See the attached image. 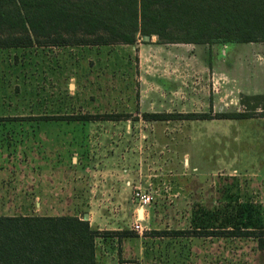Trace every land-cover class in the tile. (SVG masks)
I'll return each mask as SVG.
<instances>
[{
  "label": "rangeland",
  "instance_id": "374dc122",
  "mask_svg": "<svg viewBox=\"0 0 264 264\" xmlns=\"http://www.w3.org/2000/svg\"><path fill=\"white\" fill-rule=\"evenodd\" d=\"M263 56L262 43L224 49L156 37L0 50V211L33 192L35 216L87 213L101 234L97 264H264L263 106L247 119L218 117L264 95ZM136 193L149 197L143 208ZM229 217L254 233L206 235L230 227ZM115 229L128 235L105 236ZM173 231L184 233H165Z\"/></svg>",
  "mask_w": 264,
  "mask_h": 264
},
{
  "label": "trees",
  "instance_id": "16d2710c",
  "mask_svg": "<svg viewBox=\"0 0 264 264\" xmlns=\"http://www.w3.org/2000/svg\"><path fill=\"white\" fill-rule=\"evenodd\" d=\"M146 36L156 37L159 44L264 45V0H0V49L133 46L138 41L149 43L143 41ZM241 104L247 111L218 117L250 118L260 105L264 110V95L246 96ZM174 117L144 115L149 121ZM86 215L0 216V264H97L96 239L101 234ZM228 224L221 223L206 235L248 237L254 233L240 227V220L229 217ZM165 233L181 236L184 232ZM127 235L105 234L118 241Z\"/></svg>",
  "mask_w": 264,
  "mask_h": 264
},
{
  "label": "crops",
  "instance_id": "0c3cea01",
  "mask_svg": "<svg viewBox=\"0 0 264 264\" xmlns=\"http://www.w3.org/2000/svg\"><path fill=\"white\" fill-rule=\"evenodd\" d=\"M152 38H155V37H152ZM151 38V39H152ZM151 39L149 40V42L151 41ZM164 45H169V44H164ZM170 45H175V44H170ZM177 45V44H176ZM197 47H200L201 45H195ZM229 46V45H224V49ZM35 48V47H32V49ZM19 50L20 48H7V49H0V50ZM225 58H226V54H225ZM15 133V132H14ZM14 136V135H13ZM16 136V135H15ZM31 143L33 144V134H31ZM14 145H19L18 142H16ZM29 169L31 170L30 173L28 175H30L31 177V182L27 184V187L30 188V190H33V186L38 182H35V178L37 174V172L35 171L36 168H34L33 165H31V167H29ZM19 173V172H18ZM15 174V175H20V174ZM11 175V174H10ZM31 185V187H30ZM28 191V193L31 191ZM33 193V192H32ZM31 193V198H24L22 200V202H20V206L18 207H14V208H9V207H2L1 211H0V216H34L35 213H38L39 211H41V202H40V197L38 195H33ZM30 205L31 207L34 206V210L32 208H30ZM31 209V211H30ZM10 210H14V211H17V212H9ZM21 211V212H20ZM42 216H63V215H59V214H53V213H49V214H43ZM88 215H86L87 217ZM111 231V230H109ZM112 231H118V232H121L120 229H115V230H112ZM112 240L114 241H118L117 238L113 237L111 238ZM125 239V238H124ZM122 239H120V242H121Z\"/></svg>",
  "mask_w": 264,
  "mask_h": 264
},
{
  "label": "built area",
  "instance_id": "2783aa9c",
  "mask_svg": "<svg viewBox=\"0 0 264 264\" xmlns=\"http://www.w3.org/2000/svg\"><path fill=\"white\" fill-rule=\"evenodd\" d=\"M135 197H137L138 200L141 202V208H143L144 206H146L149 203V197L148 196L141 195L140 193H136ZM133 230L138 234H142L144 231V228L142 227V225L140 223L136 222L134 224Z\"/></svg>",
  "mask_w": 264,
  "mask_h": 264
},
{
  "label": "water",
  "instance_id": "95a60500",
  "mask_svg": "<svg viewBox=\"0 0 264 264\" xmlns=\"http://www.w3.org/2000/svg\"><path fill=\"white\" fill-rule=\"evenodd\" d=\"M149 40H150V38L147 37V36L143 38V41H144V42H148Z\"/></svg>",
  "mask_w": 264,
  "mask_h": 264
}]
</instances>
